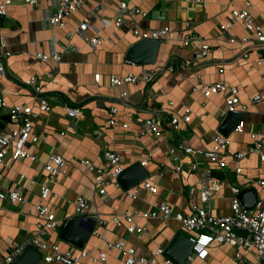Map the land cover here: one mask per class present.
I'll list each match as a JSON object with an SVG mask.
<instances>
[{"label": "crops", "instance_id": "1", "mask_svg": "<svg viewBox=\"0 0 264 264\" xmlns=\"http://www.w3.org/2000/svg\"><path fill=\"white\" fill-rule=\"evenodd\" d=\"M122 1L148 13L146 17L136 16L143 30L169 26L167 38L160 40L155 63L137 64L127 60L128 48L138 38L131 20H125L118 29L115 28L116 9ZM205 1L203 6L185 0H85L77 11L65 18L63 27L52 28L43 24L46 13L54 12L47 2L26 7L22 0H14L8 7V14L0 15V59L6 67V72L0 73V94L9 105L29 104L37 110L38 100L33 88L25 83L35 76L52 104L51 111L42 112L34 119L35 132L44 134L45 139L29 142L26 147L36 160L15 159L10 148L0 169V187L20 188L30 202H7L0 212V264L9 254L10 241H22L37 232L41 220L31 208L38 203L49 205L59 221L57 228L48 231L46 239L58 244L63 251L77 254L80 248L62 240L59 234L61 224L78 215L75 205L78 196H83L89 204L84 214L97 215L98 221H107L104 226H99V230L108 241L121 238L144 256L153 255L159 248L165 250L178 231L188 233L174 217L164 220L159 216L137 219L147 230L139 237L127 231L123 213L126 210L150 211L156 203L166 201L173 212L190 214L192 205L200 203V174L191 171L188 165L180 173L167 170L176 165L168 152L174 140L207 149L213 135L221 132L219 127L225 118L221 116V110L225 107L226 95L219 93L205 97L201 91L192 89L200 82H224L238 88L240 101L245 106L241 111L245 126L242 132L233 129L229 134L231 154L247 149L252 144L253 133L264 136V45L255 40L243 42L242 38L248 32L241 21L226 30L223 28L229 22L231 10L242 8L245 0ZM251 2L255 20L264 31V0ZM154 10L164 14L153 16ZM85 17L99 28L102 41L97 47L74 33ZM89 33L94 35L93 31L89 30ZM191 33L196 34L197 39H192L189 45H184L177 37ZM204 44L210 47L207 52L202 48ZM53 51L60 53V60L51 56ZM38 52L48 54L49 59L38 58ZM246 52L247 57L244 56ZM187 60L191 64H186ZM169 63L175 70L161 73L153 83L139 81L119 86L111 83L113 75L140 74L145 69L165 67ZM96 74H100L99 79L95 78ZM124 91L128 93L126 97L122 96ZM256 95L261 97L260 101H253ZM170 101L172 105H169ZM68 105L81 108L80 116L69 115ZM188 106L191 108L190 122H181L180 129L168 132L166 138L154 134L138 135L140 123L158 115L160 109L167 113L166 117L172 118L181 117ZM113 107L116 112H112ZM112 118L116 123L109 126L107 122ZM15 126L8 111L0 105V128ZM105 150L116 152L124 169L146 161L144 167L150 174L147 179L157 190L152 192L140 185L137 196L132 198L122 184L119 187L111 183L107 194L100 193L95 174L88 171L81 160L89 159L97 166L109 169ZM53 153L66 159V167L51 183V193L43 196L39 185L33 184L31 178L43 179L45 164ZM229 163L226 177L216 171L222 178V187L212 206L220 215L231 212V186L241 188L245 203L264 199V186L255 183L264 179V161L259 155L249 154L242 160V173L233 169L231 159ZM21 174H25V178ZM115 215L120 216V224L114 223ZM103 248H106V241L91 235L84 247L91 255L84 258L82 264H126L123 251L107 248L106 261H95L94 257ZM38 251L41 258L36 264H45L42 251ZM161 257L158 264H164ZM191 264H236L235 248L214 245L205 260Z\"/></svg>", "mask_w": 264, "mask_h": 264}, {"label": "built area", "instance_id": "2", "mask_svg": "<svg viewBox=\"0 0 264 264\" xmlns=\"http://www.w3.org/2000/svg\"><path fill=\"white\" fill-rule=\"evenodd\" d=\"M85 0H22L24 6H40L43 2L49 3L54 12L48 11L43 19L45 27L52 28L55 26L63 27L65 18L77 11ZM168 1V0H164ZM195 1L206 5L205 0H185ZM14 3V0H4L0 2V15L8 14V7ZM147 12L136 5L129 4L127 1H122L116 9L114 18L115 28L118 29L125 20H131L133 32L138 40L142 39H166L170 28L165 26L152 30H143L136 20V16H147ZM229 22L223 25L226 30L230 28L236 21H241L244 24L248 34L243 36V42L255 40L258 44L264 45V31L263 26L256 22L252 12L251 0H245L244 6L239 9L231 10L229 14ZM90 31L94 35H90ZM75 34L84 38L91 44L92 47H97L102 38L99 35V28L85 17L76 27ZM184 45H189L192 39H197L196 34H183L177 36ZM232 41H234L232 39ZM203 50L207 52L210 47L208 44L202 46ZM10 55V52L6 53ZM36 56L42 60H48L49 55L43 52H38ZM51 56L60 60V53L53 51ZM248 56V52L244 54ZM186 64H191L189 60ZM175 66L168 64L165 67H152L145 69L140 74L130 73L126 76H111V83L114 86H119L125 83H137L144 81L145 83H153L161 73L166 71H174ZM6 72L5 63L0 59V73ZM100 74H96L95 78L99 79ZM25 83L32 86L35 98L38 100V109L34 110L29 104H15L9 105L8 102L0 94V105L8 111L10 121L15 124V127L0 128V169L5 162L7 151L11 148L13 157L15 159L29 158L36 160V156L28 152L27 145L29 142H37L45 139V135L37 134L34 130V119L38 118L42 112H49L52 109L48 97L43 94L37 78L31 76ZM194 91L199 90L205 97H210L214 94L223 93L226 95L225 107L221 110V116L226 117L229 112H241L245 110L238 94V88L235 86H228L224 82L206 83L200 82L193 86ZM128 93L124 91L123 97ZM261 97L256 95L253 101H260ZM173 103L170 101L169 105ZM66 111L71 116H80L81 108L68 105ZM115 107L112 112H116ZM167 113L160 109L158 115L146 118L138 127V135L154 134L161 138H166L168 132H176L180 129L181 122H190L191 108L188 106L184 114L168 118ZM108 125L113 126L115 119L108 120ZM127 127V124H124ZM245 126L244 120H240L234 128L236 132H242ZM100 134V131H96ZM231 138L222 132H216L211 140V146L207 149H197L193 146L185 145L180 140L171 143L168 152L173 158L176 165L167 170L180 173L185 165H188L191 171L200 174L199 177V197L200 203L192 205L190 214L177 211L173 212L172 207L166 202L162 201L156 203L154 208L150 211L126 210L123 216L127 222V231L131 234H136L139 237L144 236L147 230L137 222L138 218H151L161 216L164 220L172 217L177 219L188 232L187 234L192 240L191 253L186 258L183 264H191L196 260H205L210 255V250L214 245L231 246L235 248L236 264H264V199L254 200L253 203H245L242 200L240 187L231 186L232 201L231 212L220 215L214 212L212 201L215 199L217 192L222 187V178L216 173L219 171L223 176H227V168L230 166L229 159L233 162V169L237 173L243 172L241 165L242 160L249 154H257L261 161H264V136L253 133L252 144L245 150H238L230 153ZM104 158L109 164V169L97 166L89 159H82L81 163L90 172L95 174V181L98 190L102 194H107L108 186L111 183L121 187L120 175L124 172V168L120 162V156L110 150L104 151ZM146 161L141 164L145 165ZM66 167V159L58 153L51 154L49 161L45 164L46 174L42 180L31 178V182L39 185L40 192L43 196H48L51 193V183L62 174ZM25 174H21L25 178ZM256 185L264 186V179L255 181ZM148 188L155 192L157 188L148 180L127 189L126 193L135 198L141 187ZM140 186V187H139ZM21 203L29 204V198L24 194L20 188H5L0 187V212L5 209V203ZM76 211L78 215L84 214L89 204L83 196H78L76 201ZM31 212H35L40 216L37 232L29 238L22 241L9 242V254L1 264H14L16 258L22 254L28 247H34L42 251V259L45 264H82V260L90 256L87 249H79L78 253L68 250L63 251L58 244L50 242L46 239L48 231L59 226V221L53 209L46 203H38L31 208ZM113 221L120 224V216L115 215ZM107 223L105 219H100L98 225L92 230L91 235L102 238L106 241L107 249H116L123 251L125 254L126 264H158V258L163 256L164 264H174L170 259L164 256V249L159 248L151 256L142 255L137 248L131 246L123 239L108 241L106 236L100 232L99 226H104ZM106 248L99 250L95 261L105 262L107 259ZM252 258H251V257Z\"/></svg>", "mask_w": 264, "mask_h": 264}, {"label": "water", "instance_id": "3", "mask_svg": "<svg viewBox=\"0 0 264 264\" xmlns=\"http://www.w3.org/2000/svg\"><path fill=\"white\" fill-rule=\"evenodd\" d=\"M163 15L161 10H154V15ZM160 40L142 39L132 44L126 53L127 60L137 64H153L156 62L160 49ZM243 112H229L220 124V131L229 135L242 119ZM146 167L140 163H136L122 172L120 175V183L124 189H130L133 186L143 182L149 177ZM89 221L87 225L83 222ZM98 221L97 215L80 214L75 215L65 222L61 231L60 238L67 243L77 247L84 248L88 243L93 228ZM192 240L189 235L180 230L170 240L164 250V256L170 259L174 264H183L191 253ZM41 258V253L34 247H28L20 254L14 264H36Z\"/></svg>", "mask_w": 264, "mask_h": 264}, {"label": "rangeland", "instance_id": "4", "mask_svg": "<svg viewBox=\"0 0 264 264\" xmlns=\"http://www.w3.org/2000/svg\"><path fill=\"white\" fill-rule=\"evenodd\" d=\"M158 260H159V262H161L162 261V257H159Z\"/></svg>", "mask_w": 264, "mask_h": 264}, {"label": "trees", "instance_id": "5", "mask_svg": "<svg viewBox=\"0 0 264 264\" xmlns=\"http://www.w3.org/2000/svg\"><path fill=\"white\" fill-rule=\"evenodd\" d=\"M63 225H64V224H61L60 229H62Z\"/></svg>", "mask_w": 264, "mask_h": 264}]
</instances>
